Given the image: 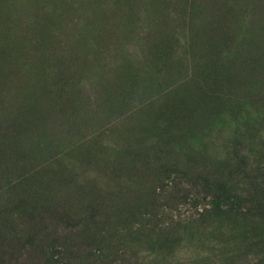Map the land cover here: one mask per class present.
I'll use <instances>...</instances> for the list:
<instances>
[{"label": "rangeland", "instance_id": "374dc122", "mask_svg": "<svg viewBox=\"0 0 264 264\" xmlns=\"http://www.w3.org/2000/svg\"><path fill=\"white\" fill-rule=\"evenodd\" d=\"M263 167L264 0H0V264H264Z\"/></svg>", "mask_w": 264, "mask_h": 264}, {"label": "trees", "instance_id": "16d2710c", "mask_svg": "<svg viewBox=\"0 0 264 264\" xmlns=\"http://www.w3.org/2000/svg\"><path fill=\"white\" fill-rule=\"evenodd\" d=\"M262 170L264 171V167ZM245 172L246 171H244L243 173H245ZM181 181L182 182H177V181L174 182L173 180H171L169 183H171L173 185H176L177 183L188 184V182H184L185 180H181ZM202 182L205 183L204 185L207 184L208 186H210V188H208V190L213 192L210 195V200L208 201V203L211 207V210L216 211V212H213L215 216L218 217V216L222 215V217H225L226 214L229 215L231 213H234V214L240 213L241 215H245V216L248 215V212H240L241 211V205L239 204L238 201L235 202V205H234L233 200L231 201L230 190H225L223 187L224 185H222L220 182H213V180H210L207 177H199V176H194L193 178H191V181H190V183L194 184V185L197 183H202ZM167 183L164 184L163 186H161V191L166 189L164 187H168ZM253 190L258 192L257 188H254ZM254 196L261 198V199H264V191H261V193L258 192ZM186 197H187V194H186ZM201 198H203V196ZM198 200H199V198H198ZM224 206L226 207L225 209L223 208ZM66 216L69 219H71L73 222L74 219L72 218L71 215L67 214ZM255 216L258 217L259 219L264 220V213L263 212H259V213L255 214ZM42 219L43 220H50V218H47V217L42 218ZM82 220H85V219H82ZM39 227L41 229H43L41 226H39ZM70 230L73 231V232H71L73 234L74 230L71 227H70ZM46 245L50 249V251H49L50 255L49 256H50L51 261L45 260L44 264H74L77 261L82 262V261H84L86 259H90L96 255V253L91 252V251H87V250L86 251L82 250L78 246H77V248H74L68 244L67 245L63 244V245H66V247L56 245L55 241H52ZM98 253H99V255H101L100 251H98ZM260 261H259V263H260ZM259 263H257V264H259ZM252 264H254V263H252Z\"/></svg>", "mask_w": 264, "mask_h": 264}]
</instances>
